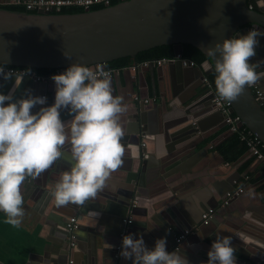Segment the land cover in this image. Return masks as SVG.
Instances as JSON below:
<instances>
[{
  "label": "crops",
  "instance_id": "obj_1",
  "mask_svg": "<svg viewBox=\"0 0 264 264\" xmlns=\"http://www.w3.org/2000/svg\"><path fill=\"white\" fill-rule=\"evenodd\" d=\"M24 1L27 0H0V6L4 3ZM259 2L260 6H257L255 2L254 10L264 13V0H259ZM254 27L252 25L241 27L234 38L247 34ZM256 29L264 33L257 27ZM258 39L260 43L256 48L257 55L251 59V63L264 60V36H260ZM202 64V67L193 68L192 75L184 73L175 62L161 67L140 69L136 72L124 67L113 73V77H111L113 95L123 97V102L127 106L126 112L121 115L123 128L128 123V116L135 110V107L142 103L145 108H148L145 116V131L141 135L145 142L138 144L139 150H141L140 156L146 159H144L146 164L142 177L138 181L142 180L143 183L135 182L133 192L129 194L134 200L123 219V228L119 233L112 232V234L106 235L102 229L106 218H109L107 216H110L111 213L106 215L103 211L105 208L102 211H94L101 219L102 223L97 227L102 232L96 238L98 241L93 242L92 245L85 241L79 242L84 252L93 251L95 253V256L89 255L91 260L87 259L86 255L84 256L86 263L89 261L91 264H132L131 260H125L119 255L122 237L130 233L134 234L136 239H139L140 236L135 234H141L145 245L152 249L157 239L167 238V246H169L168 244L174 243V237L177 238L183 232L190 231V234H196L193 238L195 241L188 244L187 247L199 246L200 254H202V249H206L204 243H213L210 237L216 236L215 234L221 235V237H232L233 244L244 252L250 251L247 249V246H251L250 241L261 242V238L264 236V162L252 156L248 151L236 161H225L216 149L232 135L223 118L218 119L215 122L217 125L214 127L209 126L213 123L207 124L206 127L209 129L204 132H193L190 129L184 134H175L180 129L185 130L184 126H178L187 111V108L181 106V102L197 92L199 100L196 99L198 104L196 109H200L208 103L209 98L202 96L204 91L202 77L205 74H214V72L207 61ZM257 72H264V65L257 68ZM47 80H51V77ZM15 82V77L7 81L1 77L0 86H3L0 88V93H4L1 92L2 90L10 91V87ZM257 83L264 93V78ZM33 86L34 93L37 94V83ZM49 90L55 92V84L50 85L48 90L42 91V95L47 97L48 104L52 99ZM145 99L148 100L147 103L144 102ZM71 119L72 117H69L63 121L67 122ZM164 121L167 124L171 123L168 128L166 127V130H164ZM64 147L70 149V144H66ZM143 149L147 150L143 153ZM127 153H129V149L126 147L123 165L112 172L107 186L100 192L102 195H98L100 198L98 201L95 200L93 205L98 207L104 204L107 200L104 199L105 196L109 195L107 193L114 186H116L114 195H120L123 199L124 194L129 192L132 184L125 185L124 183L125 168L127 165L130 167L131 164ZM62 155L71 162L73 167L75 161L72 159L71 151L64 152ZM138 168H142L141 165ZM232 186L235 191L242 190L241 193L231 201L230 205L221 206L224 195L226 197V194L235 192L226 193L231 190ZM33 187H37V184ZM24 188L22 184L21 193L24 197L23 207L26 215L21 226L15 228L4 223L6 215L0 212V264H66L65 260L58 262L60 254L57 244L61 242L58 232L46 224L45 217L41 214L42 204L47 203L46 198L39 201L41 193L37 190L35 191L37 196L35 193L32 194L35 188H32L29 196L28 194L24 195ZM220 195L223 196L220 198ZM114 203L115 206L121 205L118 198L117 201L114 200ZM132 206L135 209L133 213ZM209 209H213L214 214L212 215L213 221L208 226L201 229L198 224L189 226L187 221L190 216H195L200 222L201 215ZM116 214V212L113 213L111 218L114 219L113 216H117ZM66 215L64 216L66 222L69 218L76 219L75 212L72 215H68V213ZM112 221L114 222V220ZM128 221L131 222L127 223ZM220 227L221 229H219ZM68 240L63 243V249L66 247L68 249L70 245ZM106 243L114 247L106 250ZM76 246L74 245L68 254V258L73 261V264H76L78 254H84ZM199 247L197 248L199 249ZM251 250L252 253L256 251L252 247ZM106 252L107 254H105ZM182 253L190 254V250L182 251ZM193 255L196 256V253ZM235 256L236 264L251 263L237 251ZM241 260L243 261L240 262Z\"/></svg>",
  "mask_w": 264,
  "mask_h": 264
},
{
  "label": "water",
  "instance_id": "obj_2",
  "mask_svg": "<svg viewBox=\"0 0 264 264\" xmlns=\"http://www.w3.org/2000/svg\"><path fill=\"white\" fill-rule=\"evenodd\" d=\"M255 1L257 6L261 5L259 0ZM248 25L255 26L258 30L264 32V13L248 9L247 0H121L113 6L104 7L97 11L86 9L79 14H47L42 11L28 13L0 6V65L28 69H55L63 73L71 64H79L93 69L96 64L105 66L106 63L113 60L125 57L133 58L140 52L163 45H172L174 55L182 56V46L188 44L199 49L207 57L206 61L212 67L216 77L215 59L219 58V54L213 57L209 49L217 43H222L225 39L234 38L241 27ZM64 53L70 59L66 58ZM175 63L181 67L184 73L193 74L194 69L192 67H185L180 61ZM170 64H174V62ZM16 83L17 81L10 88L12 89ZM35 83L38 85L37 94L34 93L33 85ZM53 84L55 83L52 79L37 82L24 76L14 93V98L23 97L26 90H31L33 96H41L42 91L48 90L49 86ZM1 92L6 95L10 91L5 92L2 90ZM49 92H51L52 99L49 104L47 102L44 106L54 104L55 92L54 90H49ZM43 96L45 95L41 97ZM198 96L195 92L190 98L181 102V106L187 108V111H185V117L181 120L182 123L179 121L178 126H184L185 130L180 129L175 134H184L190 129L193 132H204L209 129V127H206L207 124L213 123L209 126L214 127L217 125L215 122L223 118L221 112L214 111L210 98L206 105L196 109ZM230 105V113L240 118L239 126L247 128L264 145V112L255 101L250 89L246 86L243 94L236 101L230 102ZM39 107L41 106L34 108L33 112L38 111ZM147 109L142 103L135 107V110L128 116V123L124 128L125 135L121 142L125 148L129 149V153L126 155L131 160L130 167L127 165L125 168L124 183L125 185L132 184L129 192L124 194V199L120 195H114V189L116 188L114 186L107 193L109 195L103 197L107 200L101 206L93 205V202L98 201V198H100L99 194L102 195L99 192L98 197L87 201L84 206L69 204L57 207L51 195L54 185L60 179L62 172L70 171L72 168L71 162L65 159L63 155L49 169L42 172L38 178H28V181L23 183L25 187L23 190L24 195L28 194L29 196L32 188H35L32 194H36L35 191L38 190L41 193L39 201L46 198L47 203L42 204L41 214L45 217L46 224L58 232V237L61 240L57 244L60 254L58 262L65 260L67 264L68 254L72 249L70 245L68 249H66L67 247L63 249V243L69 239L66 227L68 221H64V216H67V213L68 215H72L73 212L76 214L75 238L71 242L77 245L79 251L84 253L77 255L76 264H91L89 261L87 263L84 261V256L86 255L87 259L90 260L89 255L95 256L93 251L84 252L79 242L85 241L92 245L93 242L98 241L96 238L100 236V232L103 231L106 235L112 234V232L119 233L120 229L123 228V219L134 200L132 195L129 196V194L133 192L135 182L141 179L146 164L144 162L146 159L140 156L141 150H139L138 144L139 142H145L141 135L145 131ZM69 117L72 116L66 110L61 112L62 121ZM164 123V130H166V127L168 128L171 123L167 124L165 121ZM145 150L143 149L142 152L144 153ZM64 152H70V149L64 147L62 154ZM140 165L142 168H138ZM138 183L142 184L143 182L140 180ZM36 184L37 187H33ZM137 190L139 191V188ZM233 191L235 189L232 186L231 190L226 193ZM222 196L220 195V198ZM238 196L239 194L232 201ZM117 198L121 207L115 206L114 200L117 201ZM222 199H225V195ZM230 203L231 201L228 205ZM131 208L133 213L135 209L133 206ZM102 210L106 215H109L107 213L112 215L116 212L117 216H113L114 219L111 218V215L107 216L109 218H106L104 227L100 231L97 226L102 223L100 222L101 219L92 213ZM212 219L213 217L206 223H201L202 219L198 222L199 219L192 215L188 221L185 218V221L189 222V226L198 224L201 229L208 226L213 221ZM163 227L165 228V226ZM195 235L191 233L179 243L176 242L174 237L175 241L168 244L167 251L172 252L177 248L184 252L190 250V254L183 253L186 257L189 255L187 257L189 264H207V253L211 248V244L204 243L206 249H202V254L199 252L201 249L199 246L187 247L188 244L195 241L193 239ZM215 235L210 237L212 242L217 236H221ZM261 239V242L250 241L251 246H247L250 251L246 252L239 250L233 243L232 246L249 262H259V257L264 253V236ZM166 240L168 241L167 238ZM68 241L70 242V240ZM251 247L256 250L254 253H252ZM193 253H196L197 257ZM92 261H94L93 258Z\"/></svg>",
  "mask_w": 264,
  "mask_h": 264
},
{
  "label": "clouds",
  "instance_id": "obj_3",
  "mask_svg": "<svg viewBox=\"0 0 264 264\" xmlns=\"http://www.w3.org/2000/svg\"><path fill=\"white\" fill-rule=\"evenodd\" d=\"M260 36L264 33L251 29L209 49L213 57L219 54L215 59L219 100L236 101L246 86H254L264 78V72H257L264 60L250 62L257 55ZM24 75L15 77L17 83L8 94H0V212L6 215L4 223L15 228L21 226L26 215L21 185L49 169L66 144H70L75 163L54 185L51 195L57 207L84 206L95 199L107 186L112 172L123 165L126 151L121 142L125 135L121 115L127 106L123 97L113 95L112 74L104 65L97 64L93 70L71 64L63 73L53 75L55 100L51 106H44L47 97L33 96L31 90L14 98ZM0 77L13 79L12 73L2 67ZM37 106L41 107L33 112ZM65 110L72 116L67 122L61 119ZM135 235L140 238L131 233L122 237L119 253L132 264H189L180 248L167 251L166 238L157 239L154 248L149 249L142 235ZM232 243L230 236H217L207 253V264H236Z\"/></svg>",
  "mask_w": 264,
  "mask_h": 264
},
{
  "label": "built area",
  "instance_id": "obj_4",
  "mask_svg": "<svg viewBox=\"0 0 264 264\" xmlns=\"http://www.w3.org/2000/svg\"><path fill=\"white\" fill-rule=\"evenodd\" d=\"M114 0H27L24 2H14V3H4V7H21L26 12L29 13H36L38 11H42L43 13L53 14L59 13L62 9H69V8H81V9H90L93 6H103L108 7ZM255 0H247L248 9L253 10L255 8ZM1 6V7H2ZM256 29V27L252 28ZM257 30V29H256ZM176 61H180L181 64L185 67H202L203 64L197 65L194 61L190 59L183 58L180 55H174L172 58H162V59H154V60H147L143 62L135 63L130 67H125L132 72H136L137 70L148 68V67H161L168 63H173ZM97 65V64H96ZM96 65H94L93 70L95 69ZM4 69L6 73H12L13 77L19 76L21 73H25L24 76L32 78L34 81H45L49 79L48 77H42L35 73L32 69L24 68V67H9L0 65ZM124 68V67H123ZM123 68H107L105 64V70L110 71L111 74L116 73L120 69ZM61 74L60 71H57L54 75ZM202 83L204 85L203 97L210 98L213 104V109L215 111H219L223 114V120L225 125L229 127L231 133H239L241 141H244L247 146V151L252 156L256 157L258 160L264 162V155L260 151V147L263 146L261 141L252 135L247 128L243 127L244 129L241 131L242 127L239 126L240 118L234 114L230 113V102L221 101L218 98V93L215 91L214 85L211 82L210 78L207 74L202 77ZM252 92L255 101L258 103L262 111L264 112V93L261 91L258 83L254 86L248 87ZM44 97V96H43ZM145 103L148 102L147 99L144 100ZM242 190L238 189L233 193L226 194L225 199L221 201V206H226L235 198L238 194L241 193ZM214 214L213 209H209L206 213L202 215L203 223H206ZM75 218H69L67 222V230L69 234L70 246L73 247L74 243L71 241L75 238L74 229L76 228L75 225ZM128 221L127 223H130ZM190 234V231H185L180 234L176 238V242L179 243L186 239V237ZM264 263V254L260 256L259 262H251L249 264H263ZM68 264H73L72 260L68 261Z\"/></svg>",
  "mask_w": 264,
  "mask_h": 264
},
{
  "label": "trees",
  "instance_id": "obj_5",
  "mask_svg": "<svg viewBox=\"0 0 264 264\" xmlns=\"http://www.w3.org/2000/svg\"><path fill=\"white\" fill-rule=\"evenodd\" d=\"M120 1L121 0H114L110 4V6H113L119 3ZM4 8L26 12L21 7H4ZM103 8H104L103 6H93L89 10L97 11ZM83 12H84V9H81V8H69V9H62L59 12V14H79ZM53 14H58V13H53ZM172 57H174L173 46L163 45V46L155 47V48L140 52L133 58L125 57V58L113 60L109 63H106V67L118 69V68H123L126 66H131L138 62L154 60V59H162V58H172ZM182 57L194 61V63L197 65H200L207 60V57L199 49H197L196 47L192 45H188V44H184L182 46ZM32 70L38 75L45 77V78L46 77L50 78L57 72L55 69H32ZM208 77L210 78L211 82L214 85L215 91L217 92L216 87H215V75L212 73V74H209ZM243 129L244 128L242 127L240 130L242 131ZM216 149L227 162L236 161L245 152H247V146L244 141H241L239 133H232V135L227 139V141L219 145ZM260 151L264 155V146L260 147Z\"/></svg>",
  "mask_w": 264,
  "mask_h": 264
}]
</instances>
